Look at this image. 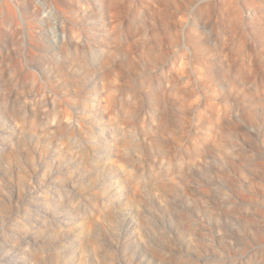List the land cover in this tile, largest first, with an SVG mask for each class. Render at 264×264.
<instances>
[{
  "label": "rangeland",
  "instance_id": "374dc122",
  "mask_svg": "<svg viewBox=\"0 0 264 264\" xmlns=\"http://www.w3.org/2000/svg\"><path fill=\"white\" fill-rule=\"evenodd\" d=\"M0 264H264V0H0Z\"/></svg>",
  "mask_w": 264,
  "mask_h": 264
}]
</instances>
